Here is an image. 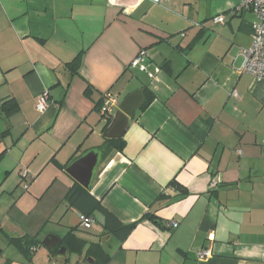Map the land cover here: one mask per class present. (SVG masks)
I'll return each instance as SVG.
<instances>
[{
  "label": "crops",
  "instance_id": "1",
  "mask_svg": "<svg viewBox=\"0 0 264 264\" xmlns=\"http://www.w3.org/2000/svg\"><path fill=\"white\" fill-rule=\"evenodd\" d=\"M236 4L0 0V264H63L41 246L29 260L11 240L70 232L68 264H93L96 244L104 264H264V81L241 71L255 17ZM218 15L225 24L212 22ZM79 54L73 75L66 65ZM139 90L153 101L130 120L123 150L105 153L89 190L135 227L120 240L98 212L90 230L71 227L68 214L79 221V212L66 195L80 184L67 169L105 145L114 115L98 111L103 95L120 105ZM10 99L19 111L7 116ZM202 250L211 255L200 260Z\"/></svg>",
  "mask_w": 264,
  "mask_h": 264
},
{
  "label": "trees",
  "instance_id": "2",
  "mask_svg": "<svg viewBox=\"0 0 264 264\" xmlns=\"http://www.w3.org/2000/svg\"><path fill=\"white\" fill-rule=\"evenodd\" d=\"M81 62H82V54H79L77 57H75L74 60L69 62L66 66L72 72L73 75H79V69L81 66ZM85 94L87 95V97H91L92 95L91 86L87 88ZM152 95L153 94L149 90L145 92L146 100L144 101V104L141 107L140 112L146 110L150 106V104L153 101ZM97 109L100 112V107ZM2 110L7 116H12L18 113L19 105L15 100L10 99L4 103ZM124 146H125V143L123 139H117V140L106 139L105 145L99 148V154L103 153L102 158L104 159V155L107 151L113 149V150H117L121 152ZM177 188L178 190H180L182 196L188 193L187 190L181 187L180 185H178ZM66 199L69 202V206L77 210L79 212V215L84 214L88 216H93L95 212L100 213L104 218L103 225H104V228L107 230L108 234L111 236H115L120 240L126 239L128 235L131 233L132 229L135 227V224H123L121 221H119L113 214H111L107 209L103 207L100 201H98L96 198H94L91 195L89 190H86L85 188L81 187L78 184L70 188V190L68 191V194L66 195ZM154 223L157 224V221H154ZM72 234L73 233L70 232L68 235H66V237L62 239V244H61V246H65L69 250L70 254L73 253L74 250H71V248L68 247L69 245L67 244V240L71 238L70 236ZM11 243L16 245V247L27 258H29V260H31V256H32L31 250L37 251V249L42 245L40 240L36 238H29V237L12 239ZM94 246L96 249L95 253H97L99 257L97 258L93 257L94 258L93 264L106 263L109 260V257L106 256L105 253L103 252L102 246L100 244H96ZM59 247H56L50 250L52 258L55 257L57 251L59 250ZM91 252L93 251L89 252L88 257H91ZM86 260L88 261V259ZM68 263H69V257L67 258V260L64 261L63 264H68Z\"/></svg>",
  "mask_w": 264,
  "mask_h": 264
},
{
  "label": "built area",
  "instance_id": "3",
  "mask_svg": "<svg viewBox=\"0 0 264 264\" xmlns=\"http://www.w3.org/2000/svg\"><path fill=\"white\" fill-rule=\"evenodd\" d=\"M154 3H161L162 0H150ZM209 1H221V0H209ZM237 4L235 7V12L241 13L243 11L251 12L255 21L252 24V45L249 49L244 51V63L241 71L253 77L255 82L264 81V0H236ZM214 24H225L226 17L224 15L215 16L212 19ZM197 26H200L198 24ZM144 53H141L136 60H134L133 65L137 66L142 60ZM49 92L44 91L37 99L36 109L39 112L45 111L49 103ZM119 106L118 98L115 94L107 92L103 95L102 104L100 107V114L105 119H110L116 112ZM23 178H28L27 171L23 172ZM24 188L27 190L28 185ZM80 226L84 229L90 230L95 224V218L93 216H88L84 214L79 215ZM177 223L173 224L176 228ZM208 240L213 242L215 240V234L210 233ZM211 255L210 250H202L198 253L200 260L207 259ZM240 264H245L241 262Z\"/></svg>",
  "mask_w": 264,
  "mask_h": 264
},
{
  "label": "water",
  "instance_id": "4",
  "mask_svg": "<svg viewBox=\"0 0 264 264\" xmlns=\"http://www.w3.org/2000/svg\"><path fill=\"white\" fill-rule=\"evenodd\" d=\"M144 101V90L136 91L125 98L119 105L118 111L114 114L112 122L104 133V137L109 140L122 139L127 131L130 120L135 119L136 113L141 109ZM99 160L100 154L96 151H91L74 161L67 169V173L83 188L90 190ZM61 244L62 238L53 234L47 236L42 242V245L48 250L60 246L55 258L65 261L68 258L69 250L65 246H61Z\"/></svg>",
  "mask_w": 264,
  "mask_h": 264
},
{
  "label": "rangeland",
  "instance_id": "5",
  "mask_svg": "<svg viewBox=\"0 0 264 264\" xmlns=\"http://www.w3.org/2000/svg\"><path fill=\"white\" fill-rule=\"evenodd\" d=\"M199 24V23H198ZM7 127L8 128H10L11 127V125L9 124V125H7ZM98 153V152H97ZM102 155H103V153H101L100 154V160H99V164H98V166H97V168H96V170H95V172L97 171V169H98V167L100 166V164H101V162H102ZM27 184V183H26ZM58 207V212H57V215H56V219L59 217L58 216V214L60 215V214H63V213H65L66 211H67V207H65V205L63 204H61V205H58L57 206ZM66 222H68V224L71 226V227H74V226H76V225H78L79 224V222L80 221H78V217H77V215L74 213V212H72V211H70V213L68 214V216H67V218H66V220H65ZM58 225H54V226H51V225H49L48 226V229H56L57 231L59 230V228L57 227ZM81 231H84L83 229L81 230ZM41 253H43L44 251H46V248L43 246V245H41ZM75 257L74 256H71L70 257V260H71V262L72 263H74V261H75Z\"/></svg>",
  "mask_w": 264,
  "mask_h": 264
}]
</instances>
